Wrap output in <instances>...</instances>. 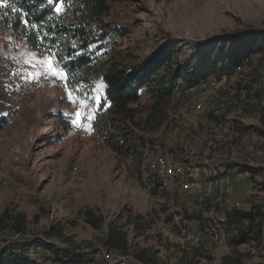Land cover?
I'll list each match as a JSON object with an SVG mask.
<instances>
[{"label":"rangeland","instance_id":"1","mask_svg":"<svg viewBox=\"0 0 264 264\" xmlns=\"http://www.w3.org/2000/svg\"><path fill=\"white\" fill-rule=\"evenodd\" d=\"M104 21L123 34L102 62L113 57L123 63H129L130 56L150 59L170 47L180 50V62H194L219 55L225 44L218 37L225 35L247 41L258 37L262 47L221 79L209 77L217 81L216 87L175 95L151 120L146 119L150 110L140 112L130 128L137 158L115 152L96 129L88 133L65 123L62 114L77 109L62 101L66 96L62 84L41 79L20 109H13L7 96H1L0 120L8 123L0 143V256L3 248L14 245L13 233L28 244L48 240L59 249L83 252L102 249L109 228L115 227L125 236L131 262L144 250L152 261L148 264H198L197 256L212 253L221 264H264V235L261 245L254 232H249L250 242L239 244L236 227L228 222L222 244L204 243L197 253H183L178 213L188 218L185 212L206 211L211 205L191 194L178 195L173 188L160 190L142 167L144 145L168 115L196 102L206 109L213 105L218 114L205 110L189 123L188 133L173 143L172 153L180 160H212L221 171L230 172L236 200L250 208L264 205V0H118ZM9 34L0 28V78L17 66L3 55L19 59L7 43ZM7 91L14 89L8 86ZM139 103L133 106L138 111L149 109L145 91ZM93 106L97 116H104L100 104ZM84 112L87 123V109ZM228 125L237 135L228 131ZM73 164L83 183L69 184ZM91 221H99V227L93 228Z\"/></svg>","mask_w":264,"mask_h":264},{"label":"trees","instance_id":"2","mask_svg":"<svg viewBox=\"0 0 264 264\" xmlns=\"http://www.w3.org/2000/svg\"><path fill=\"white\" fill-rule=\"evenodd\" d=\"M117 1L69 0L67 14L58 17L54 15V7L49 6L48 0H12L13 6L21 11L13 13L10 8L0 9V28L11 33L14 27L19 35L22 27L20 21L25 16L32 23L39 24L41 30L38 34L51 35L44 47L57 51L63 57L61 66L66 65L69 72L77 74L71 84L80 86L81 96L88 93L97 78L99 82L102 81L104 87L99 109L105 110V114L97 116L94 129L115 152L125 157L137 158V153L130 145L134 138L130 128L140 112L150 110L146 119L155 118V114L161 112L177 92L195 87L209 77L221 79L223 74L241 67L250 54L261 49L262 43H257L258 37L247 41L238 35H225L218 37L226 45L219 49V55L213 53L212 57L194 62L189 59L185 63L180 62V50L174 47L150 59L130 56V62L123 63L113 57L102 62L109 55V49L117 46L116 39L123 34L121 28L104 21L111 5ZM58 2L59 0H54V3ZM5 13L8 14L5 16ZM30 39L36 43L35 36ZM20 40L24 42L23 37ZM142 91L146 92L151 103L149 109L143 107L138 111L133 106H139ZM5 123L6 120H0V129ZM244 169L250 173L254 171L248 167ZM194 217L196 218H188L194 220ZM263 219L262 204L252 205L248 212L234 210L226 214L228 224L236 227L239 244L251 241L249 232H254V240L259 245L262 244ZM99 224V221H91L93 228H98ZM39 242L45 250L51 252L49 260L53 263H91L88 256L77 254L76 251L62 250L40 240ZM103 246L108 250L128 254L125 236L115 227L109 228ZM14 249L12 244L3 248L1 264H32L16 254ZM134 258L145 264L152 262L150 258H146L144 250L135 253Z\"/></svg>","mask_w":264,"mask_h":264},{"label":"built area","instance_id":"3","mask_svg":"<svg viewBox=\"0 0 264 264\" xmlns=\"http://www.w3.org/2000/svg\"><path fill=\"white\" fill-rule=\"evenodd\" d=\"M16 72L17 66H12L5 71L4 77L0 78V97L6 95L13 109H20L28 92L38 86L40 81L25 83L21 76L16 75ZM216 84L218 83L215 79L209 78L185 91H194L204 87L212 89L217 86ZM8 86L13 87L14 92H8ZM182 92H177L175 95H179ZM205 110L213 116L219 112L213 105L206 109L203 103L196 102L189 109L181 110L178 114L168 115L160 129L145 143L142 158V167L153 176L159 188L165 190L173 188L178 195L191 194L196 196L203 204L209 203L211 205L210 208L204 211L206 218L201 226L199 225L201 222L178 213L179 221L176 222V226L180 232L183 253L185 252L186 255L199 252V248L204 243L222 244L227 222L226 214L234 210L244 212L250 210V207L243 205L234 198L235 185L229 171H221L212 160L207 158H202L201 160L192 158L180 160L171 151L173 143L188 133V124L198 120ZM4 126L0 129V143L4 139ZM228 131L237 135L230 125H228ZM68 175L70 185L84 182L75 164L70 166ZM214 207L217 209H214ZM10 240L13 241L14 252L23 256L32 264H60L49 260L52 257L51 252L45 250L39 241L28 244L21 240L19 233H13ZM42 242L52 246L56 245L48 240H43ZM76 253L88 256L91 259L90 264L139 263L135 258L134 262L129 261L128 254H114L105 247L83 252L76 251ZM196 261L198 264H221L220 258L216 253L210 255L202 254L197 256Z\"/></svg>","mask_w":264,"mask_h":264},{"label":"snow or ice","instance_id":"4","mask_svg":"<svg viewBox=\"0 0 264 264\" xmlns=\"http://www.w3.org/2000/svg\"><path fill=\"white\" fill-rule=\"evenodd\" d=\"M68 2L69 0H59L58 3H54V0H48L49 6L54 7V15L58 17L67 14ZM6 8H10L13 13L21 11L13 6L12 0H0V9ZM7 14L5 13V16ZM20 23L22 27L19 35L16 34L13 27L12 32L7 37L8 45L19 54V59L9 55H3V59H11L17 64L16 75L21 76L25 83L47 79L54 84H62L66 93V96L62 97V101L72 103L77 109L74 113L65 111L62 114L65 123L71 124L73 128H82L85 132L92 133L94 121L97 118V108L93 104L99 105L101 103L103 82H97L89 89L88 93L81 96L80 86L71 84V81L77 78V74L69 72L66 65L61 66L63 57L57 51H52L51 47H44L46 40L51 39V35L48 33L38 34L41 30L39 24L32 23L26 16L21 19ZM31 36L36 37L35 44L30 39ZM21 37L24 38V43L17 45L16 41ZM34 48L39 50L34 51ZM25 69H31V71ZM92 92H96L97 95L93 97ZM85 109L88 111L87 123H84Z\"/></svg>","mask_w":264,"mask_h":264},{"label":"crops","instance_id":"5","mask_svg":"<svg viewBox=\"0 0 264 264\" xmlns=\"http://www.w3.org/2000/svg\"><path fill=\"white\" fill-rule=\"evenodd\" d=\"M160 189V188H159ZM161 190V189H160ZM185 214L186 215H188V217H192V216H196V218L194 217V220H196V221H201V220H203V222H205V213H204V211H197L196 213H194V214H187L186 212H185Z\"/></svg>","mask_w":264,"mask_h":264}]
</instances>
